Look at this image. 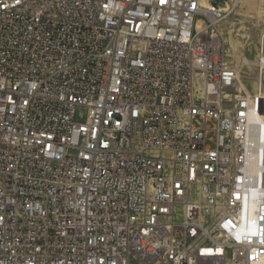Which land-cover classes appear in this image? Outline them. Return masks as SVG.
<instances>
[{
	"label": "built area",
	"instance_id": "2783aa9c",
	"mask_svg": "<svg viewBox=\"0 0 264 264\" xmlns=\"http://www.w3.org/2000/svg\"><path fill=\"white\" fill-rule=\"evenodd\" d=\"M240 1L0 0V264H264Z\"/></svg>",
	"mask_w": 264,
	"mask_h": 264
},
{
	"label": "rangeland",
	"instance_id": "374dc122",
	"mask_svg": "<svg viewBox=\"0 0 264 264\" xmlns=\"http://www.w3.org/2000/svg\"><path fill=\"white\" fill-rule=\"evenodd\" d=\"M224 32L228 60L239 69L242 83L254 92L264 47V0H241L236 13L224 24Z\"/></svg>",
	"mask_w": 264,
	"mask_h": 264
},
{
	"label": "bare ground",
	"instance_id": "6f19581e",
	"mask_svg": "<svg viewBox=\"0 0 264 264\" xmlns=\"http://www.w3.org/2000/svg\"><path fill=\"white\" fill-rule=\"evenodd\" d=\"M207 5H208V3H207ZM261 43L262 44H264V34L262 35V37H261ZM264 58V57H263ZM246 63H248V62H246ZM255 63V62H254ZM259 67H262V68H264V61L262 62L261 61V57H260V60H259V62H258V64H257ZM249 66H250V63H249ZM250 68V67H249ZM262 78H264V77H262ZM259 80H260V73H258L257 74V83L256 84H259ZM242 82V81H241ZM243 84V83H242ZM244 85V84H243ZM259 86V85H258Z\"/></svg>",
	"mask_w": 264,
	"mask_h": 264
},
{
	"label": "water",
	"instance_id": "95a60500",
	"mask_svg": "<svg viewBox=\"0 0 264 264\" xmlns=\"http://www.w3.org/2000/svg\"><path fill=\"white\" fill-rule=\"evenodd\" d=\"M220 1L221 0H213V3L217 5V4H219Z\"/></svg>",
	"mask_w": 264,
	"mask_h": 264
}]
</instances>
